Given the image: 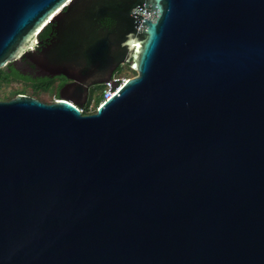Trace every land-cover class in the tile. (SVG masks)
Wrapping results in <instances>:
<instances>
[{"label": "water", "instance_id": "95a60500", "mask_svg": "<svg viewBox=\"0 0 264 264\" xmlns=\"http://www.w3.org/2000/svg\"><path fill=\"white\" fill-rule=\"evenodd\" d=\"M22 61L72 83L0 101V264H264V0H0Z\"/></svg>", "mask_w": 264, "mask_h": 264}, {"label": "rangeland", "instance_id": "374dc122", "mask_svg": "<svg viewBox=\"0 0 264 264\" xmlns=\"http://www.w3.org/2000/svg\"><path fill=\"white\" fill-rule=\"evenodd\" d=\"M5 69H0V101H7L16 96L18 93L33 97L45 103H51L57 98L45 82H29L14 80L11 86L9 78L4 74ZM119 74L124 79L131 78L135 75L134 71L130 70L128 66L121 65L117 69ZM9 79V80H8ZM102 92L101 86H95L90 89L89 100L84 106L85 114H92L99 106L100 94Z\"/></svg>", "mask_w": 264, "mask_h": 264}, {"label": "flooded vegetation", "instance_id": "af4514ba", "mask_svg": "<svg viewBox=\"0 0 264 264\" xmlns=\"http://www.w3.org/2000/svg\"><path fill=\"white\" fill-rule=\"evenodd\" d=\"M109 20L105 19L101 22V26H109ZM54 36V33H52V29L50 28V31L48 32L47 36L45 38H43L42 40H38L40 43H42L43 45L47 44L52 37ZM5 72L8 75H11L12 77H14L12 74H15L16 76H18L20 78L21 81H29V82H45L48 87L51 89V91L53 92V94L55 96H58L59 90L68 84H71L72 81L67 79L64 76H55V77H40L38 75V73L34 70L31 69L27 63L25 62H20V63H16V64H12L9 65L5 68ZM19 80V79H17ZM95 86H92L89 88L88 90V97L89 98V92L90 89L93 88ZM98 87V86H97Z\"/></svg>", "mask_w": 264, "mask_h": 264}, {"label": "built area", "instance_id": "2783aa9c", "mask_svg": "<svg viewBox=\"0 0 264 264\" xmlns=\"http://www.w3.org/2000/svg\"><path fill=\"white\" fill-rule=\"evenodd\" d=\"M111 80L112 81H119V80H121V83L109 94L108 92H109V90H110V85H109V83H104L103 85H101V86H103L102 87V92H101V94H100V97H101V100H100V102H99V105L104 101V100H106V99H108L112 94H113V92L115 91V90H117V88H119L125 81H126V79H124L123 77H121V75L119 74V71H115L113 74H112V76H111ZM14 81H10L9 83H10V85L11 86H14V85H12V83H13ZM56 99H54L53 101H55ZM88 100H89V98L87 99V102H88ZM86 102V103H87ZM85 106V105H84ZM84 106L82 107V108H78V110L80 111V113H82V114H84L85 112H84Z\"/></svg>", "mask_w": 264, "mask_h": 264}, {"label": "trees", "instance_id": "16d2710c", "mask_svg": "<svg viewBox=\"0 0 264 264\" xmlns=\"http://www.w3.org/2000/svg\"><path fill=\"white\" fill-rule=\"evenodd\" d=\"M50 26H48L45 30H43V32H41V34L39 35V38L38 39H40V40H42L43 38H45L46 36H47V34H48V32L50 31ZM126 66H128L127 64H126ZM128 68H129V66H128ZM130 69V68H129ZM131 70V69H130ZM133 71V70H132ZM4 72V74L6 75V76H8V78L10 79H8L9 80V82L10 81H14V80H17V79H19L20 80V78L18 77V76H16L15 74H12L14 77H12L11 75H8L5 71H3ZM135 73V72H134ZM101 86V85H100ZM101 87H103V86H101ZM18 94H21V93H18ZM100 97V96H99ZM101 100V97H100V99H99V101ZM85 114V113H84Z\"/></svg>", "mask_w": 264, "mask_h": 264}]
</instances>
